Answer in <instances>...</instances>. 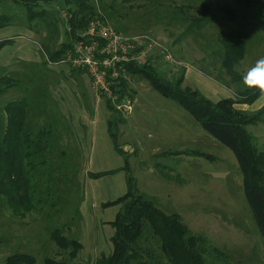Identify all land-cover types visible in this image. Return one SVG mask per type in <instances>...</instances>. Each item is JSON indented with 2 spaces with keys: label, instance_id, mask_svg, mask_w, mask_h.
Returning a JSON list of instances; mask_svg holds the SVG:
<instances>
[{
  "label": "trees",
  "instance_id": "1",
  "mask_svg": "<svg viewBox=\"0 0 264 264\" xmlns=\"http://www.w3.org/2000/svg\"><path fill=\"white\" fill-rule=\"evenodd\" d=\"M146 1L154 6L162 4L161 0ZM190 1V4H175L172 7L163 2L165 6L162 9L151 13H156L158 20L168 19L169 25L183 26L184 35L200 36L204 28L217 20L215 5L213 0H207L201 5L200 15H186L185 8L197 6V0ZM15 2L26 10L29 23L35 22L46 28L41 41L45 65L50 61L57 63L65 60L68 51L82 39V31H86L93 20L112 22L118 30L130 31V27L122 21L123 16L128 17V14L115 12L116 3L105 6L104 0ZM214 2L226 20L239 26L228 34H221L215 42L209 39L212 44L206 43L202 48L206 56L220 62L231 83L239 85L236 96H224L218 100L207 96L187 82L185 67L178 77L168 78L151 60L126 65L130 74L147 79L155 90L176 100L204 129L233 151L244 175L245 195L264 236V149L247 128L249 124L264 123V105L256 110L236 107L238 103L253 104L264 94L247 87L243 81L244 72L240 70L250 45L261 46L264 50V0ZM106 8H111L107 14L103 13ZM62 9H65L68 18L61 15ZM253 19L257 20V26ZM17 20V14L0 12V30L12 26ZM61 24L67 26V39L62 42ZM14 41V37L0 40V53ZM205 61L206 57L202 63ZM32 67L34 70L13 71L0 64V96L13 88L22 93L10 102H0V264H37L36 255L28 249H20L19 245L12 251L9 247L14 235L13 230L11 236L7 232L9 219L12 223L18 215L29 213L39 215L42 220L39 226L41 224L49 239L67 255L63 258L47 255L45 264H219L228 257L207 236L194 232L179 212L165 211L153 196L139 189L137 179L131 173L129 156L120 143V122L111 116L108 130L116 150L125 158L122 169L128 175L127 191L104 203L105 206H119L116 217L111 221L114 232L110 238V251L102 253L95 262L77 261L84 244L70 232V227L73 223L77 226L83 218L81 204L84 196L79 171L84 159L81 164L75 153L72 155L62 144L63 126L57 114L53 113L49 82H44L41 71L35 70L36 64ZM204 69L210 74L209 68ZM120 79L118 84L110 86L118 101L129 93L128 82L125 78ZM217 79L221 81L223 77L218 76ZM114 104L107 99L110 111H116ZM195 154L212 159L207 153ZM116 171H90V176L98 178ZM69 204H72V211H68ZM64 215L67 220H64ZM42 245L47 249L46 243ZM235 262L257 264L251 259Z\"/></svg>",
  "mask_w": 264,
  "mask_h": 264
},
{
  "label": "rangeland",
  "instance_id": "2",
  "mask_svg": "<svg viewBox=\"0 0 264 264\" xmlns=\"http://www.w3.org/2000/svg\"><path fill=\"white\" fill-rule=\"evenodd\" d=\"M104 1L105 6L116 3L115 12L128 14V17L123 16L122 19L130 27V31L127 33L118 30L112 22L103 21L110 25L114 31L127 38L129 46L132 44V47H125L128 60L120 57L112 58L113 66L110 68V73L117 71V75L108 76L110 86L118 84L121 81L120 78H125L128 82L129 93L121 101H118L110 91L96 89L88 71L79 78L74 76L75 81L66 82L65 93H62V87L59 88L60 86L56 84L51 88L49 81L54 82L55 78L63 79L65 73L56 71L52 67L55 64H49V62L48 65H45L41 53V41L46 28L41 24H35V22L29 23L26 10L15 0H0V12L7 11L17 14L18 20L10 26L9 33L11 36L15 35L16 39L23 35L20 40L22 44L21 47L16 45L5 47L4 55L0 60L6 61V57L9 58L8 60L13 59L12 56L17 52L25 54L27 51V54H32L33 51L29 47L31 45H25V42L38 47L40 58L35 53L38 62L18 58L13 61L10 70H34L32 65L36 64L35 70L41 71L42 79L44 82H49V90L53 91L51 95L52 108L54 109L53 113L57 114L56 116L61 120L63 126L62 142L72 155L75 153L74 156L77 160H81V164L82 159L87 158L89 154V128L84 125L85 119L82 116H76L74 120L61 117L59 108L64 107L65 103L60 98L62 94L70 95L71 90L74 89L75 110L78 109V103L80 106L88 104L90 109L99 103L103 104L107 110V99H111L115 103L116 111H109L108 120L114 116L120 122V143L129 156L131 173L137 179L139 189L153 196L165 211L179 212L194 232L204 234L214 246L224 250L228 257L219 262L214 259L215 262L234 264L235 261L251 259L254 263L264 264V236L245 195L244 175L236 155L227 145L218 141L204 129L187 109L176 100L155 90L147 79L130 74L128 65H126L134 61L141 64L145 60H151L154 66L168 78L178 77L185 67L187 82L201 89L207 96L216 100L218 97L236 96L239 85L231 83L230 77L221 67L220 62L215 59L214 62L212 57L206 56L202 45L212 44L210 40L215 42L221 34H228L239 25L223 17L224 13L214 2L215 0L213 3L217 20L204 28L202 35L196 37L190 34L184 35L183 26L169 25L168 19L158 20L157 17L155 18L156 13H151L153 10L157 12L162 9L165 6L163 2L172 7L175 4L177 6L190 4V0H161L162 4H155V6L146 0ZM206 1L197 0L196 7L185 8L186 15H200L202 13L201 5ZM56 6L59 7V3ZM110 10L111 8H106L103 13L107 14ZM64 12L65 9H62L61 15H64ZM253 22L256 26L258 25L256 19H253ZM60 26V42H62L67 39V26L63 24ZM83 32L85 31H82V34ZM9 33L0 30V40L7 39L5 35ZM82 36V41L89 42L88 35ZM78 42L74 44V48L79 44ZM262 56H264V50L261 49V46L250 45L248 56L243 61L240 70L245 74L248 68ZM205 57L207 61L202 63ZM0 64L2 63L0 62ZM204 67L209 68L210 74L204 71ZM80 68L85 71L83 67ZM193 72L200 73L199 76L204 75L208 79L207 83H216L218 87H214L213 84L209 86L201 84L202 81L197 78V74L193 75ZM67 74H70L69 71L64 76ZM218 76H222L223 80L219 81ZM71 82L74 84V88L70 87L73 85ZM10 97H13L12 94ZM5 98L7 97H0V101ZM98 98L99 102H97ZM93 100H96V103ZM101 111L102 109H99V112ZM124 120H126L125 123ZM247 127L256 137L259 146L264 149V123L249 124ZM183 137L189 139L185 144L181 141ZM169 142L171 144L167 145ZM86 150L87 152H85ZM195 152L207 153L212 156V159L195 155ZM85 153L87 154L85 155ZM120 157L122 164L110 151L100 150L99 152L97 150L94 166H88L83 161L84 164L80 168L79 181L84 196L81 204L83 218L77 226L73 223L70 227V232L77 235L84 243V249L76 259L79 262L88 260L95 262L102 253H108L111 249L110 238L114 232L113 226L111 228L108 225L102 226L100 229V225L97 227L98 222L94 220V217L100 220L99 224H105L101 220L104 218L114 219L119 206L100 209L101 200L99 201L98 195H96L99 189L96 183L98 181H93L89 176L90 170L100 172L121 167L124 157ZM99 180L104 182L101 188L103 199H114L127 191L124 171L106 175ZM96 198H98L97 201ZM68 206V211H72V204ZM94 213L95 215H93ZM35 214L18 215L12 223L9 219L7 232L10 236L12 230L14 233L10 249L19 245L20 249H28L36 255L37 264H45L44 259L47 255L57 258L67 256L56 243L49 239L48 233L43 230L41 224L39 226L42 220L39 215ZM63 218L64 220L68 219L65 215ZM12 243L14 244L11 245ZM44 243L48 245L47 249H44L42 245Z\"/></svg>",
  "mask_w": 264,
  "mask_h": 264
},
{
  "label": "crops",
  "instance_id": "3",
  "mask_svg": "<svg viewBox=\"0 0 264 264\" xmlns=\"http://www.w3.org/2000/svg\"><path fill=\"white\" fill-rule=\"evenodd\" d=\"M10 29H11V27L8 26V27H5V28H3L1 30L8 31V33H9L10 32ZM5 36H7L6 38H12V37H14V40H15L13 44H8L5 47H7L9 45H16V46L21 47L22 42L20 40H21V36L23 37V35H20L18 39H16L15 35L11 36L10 33L7 34V35H5ZM25 45H31L29 47L33 51L32 54L31 53H28L27 54V51L25 52V54L20 53V52H17L16 54H14L12 56L13 59L8 60L9 58L6 57V61H1L0 60V62L3 65L7 66L9 70L12 69L11 67L13 65V61L15 59H18V58L19 59H23V60H26L27 59L26 61L29 60V61L38 62V57H36V54H35V53H37L39 55V50H37L38 47L33 46L29 42H25ZM5 47L2 49V51L0 53V59L4 55ZM33 56H34V58H31ZM39 58H40V55H39ZM49 64H55V66H52V67L56 71H58V72H60L62 74H64V73L66 74V72H68V71L70 73V74H67L66 76H64L65 75L64 74L63 77H62L63 79H61V78L60 79L55 78V81L54 82L53 81H49L50 82V85H51V88L55 84L58 85V86H60L59 88L62 87V90H63L62 93H65V89H66L65 83L66 82H68V81L70 82V81L74 80V76H75V78H77V77L79 78V76H83L84 74H86L85 72L88 71V70H86V68H84L85 71L82 68H80V67H75L74 68V66L72 64H70V62H61L60 61V62H57V63L50 62ZM192 71H194V70H192ZM195 74H197L198 75L197 78H199V80L202 81L201 84L204 83V84H206V86H209V85H212L213 84L214 87H216V88L218 87L216 83L215 84L212 83V82H211V84L207 83L208 79L204 75H200L199 76L200 73H194L193 75H195ZM194 77H196V76H194ZM70 87L71 88H74V84L73 85H70ZM10 94H12V96H13L12 98L10 97ZM20 94H22V93L19 90H17L16 88H13V89L7 91L5 94H3V95L0 96V97H4V96L7 97V98L1 100L0 102H2V103L10 102V101L18 98L20 96ZM52 94H53V91H51V95ZM218 98L220 99V97H218ZM218 98H217V100H218ZM60 99H61L62 102L65 103V106L64 107H60L59 108L60 111H61L60 112L61 113V117L64 118V119H67V120H74V117H76V116H78V117L79 116H82L85 119L84 122H83L84 125L85 126H88V128H89V133H88L89 136H90V138H89L90 139V144L88 146V153L89 154H88V157L87 158H84V163L87 164L88 166L90 165L91 167L94 166V162H95V158H96V151L97 150L99 152H100V150L110 151L111 153H113L115 155V157H117L119 159V161L121 163L122 158L120 156H123V155L120 154L116 150V147L114 145L113 139H112V137H111V135L109 133V130H108V127H109V123H108V118L109 117H108V115H109V111H110L108 105L106 104L107 105V107H106L107 110H105V107L103 106V104L97 103L96 106H93V109H90V105H88V104L87 105H82L81 104V106H80V104L78 103V106H77L78 109L75 110L74 109V89L71 90V94L70 95L62 94V97ZM81 101L84 104V101L82 100V98H81ZM93 101L96 103V100H93ZM99 101H100V99L98 98V101L97 102H99ZM263 105H264V94L258 100H256L253 104H249V103H238V104H236V107H238L240 109H244V110H256V109L260 108ZM99 109H102V111L99 112ZM75 113H78V114H75ZM107 132H108V134H107ZM181 141H182L183 144H185V143H187L189 141V139L187 140V139H184V137H183V139ZM172 143H176V142H172ZM62 144H63V142H62ZM169 144H171V142H169L167 145H169ZM158 148H160V147H158ZM85 152H87V150ZM86 154L87 153H85V155ZM188 154H190V153H188ZM198 156H202V155H198ZM205 158H207V157H205ZM123 159H124L123 165L121 167L116 168L118 171H116L114 173H111V174H107V175H114V174H116V173H118L120 171H124L125 172V177H126V183H127V177H128L127 172L122 169L124 167V164H125V158H123ZM90 171L99 172L97 170H90ZM104 176H106V175H104ZM104 176H101V177H98V178H93V177L89 176L93 181H98L96 183H97L99 189H98V193L96 195H98L99 201L101 200L100 201L101 202L100 209L101 208L106 209V208H108L110 206H117V205H108V206H105L104 203L105 202H108V201H111V200H115L116 198H118V197L121 196L120 195V196H118V197H116L114 199H108V200L107 199H103L101 197V188H102V185H103L104 182H102V180H99V179L102 178V177H104ZM100 182H102V183H100ZM98 198H96V201L98 200ZM97 212H100V211H97ZM93 215H95V213ZM94 220H96L98 222L97 223V227H99V225H100V229H102V226H107V225H108V227L111 228L112 227L111 221L114 220V219H108V218L107 219H105V218L102 219L101 221L104 222L105 224H99L100 220H98V218H96V217H94ZM105 221H108V222H105ZM106 223H108V224H106ZM96 235H97V232H96ZM81 241L83 243V240H81Z\"/></svg>",
  "mask_w": 264,
  "mask_h": 264
},
{
  "label": "built area",
  "instance_id": "4",
  "mask_svg": "<svg viewBox=\"0 0 264 264\" xmlns=\"http://www.w3.org/2000/svg\"><path fill=\"white\" fill-rule=\"evenodd\" d=\"M64 16L69 17L66 12ZM82 35H88L89 42L79 40V44L70 49L67 58L61 62H70L75 67L86 68L96 89L111 92L108 76L117 75V71L110 73V68L113 66L112 58L120 57L128 60L125 51V47L129 46L128 39L100 19L91 21L89 28L81 34V38ZM129 47H132V44Z\"/></svg>",
  "mask_w": 264,
  "mask_h": 264
},
{
  "label": "clouds",
  "instance_id": "5",
  "mask_svg": "<svg viewBox=\"0 0 264 264\" xmlns=\"http://www.w3.org/2000/svg\"><path fill=\"white\" fill-rule=\"evenodd\" d=\"M245 85L249 88L258 89L264 93V56L260 57L248 68L243 76Z\"/></svg>",
  "mask_w": 264,
  "mask_h": 264
}]
</instances>
